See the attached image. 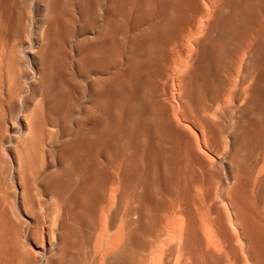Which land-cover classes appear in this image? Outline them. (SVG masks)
Masks as SVG:
<instances>
[{
    "label": "bare ground",
    "instance_id": "1",
    "mask_svg": "<svg viewBox=\"0 0 264 264\" xmlns=\"http://www.w3.org/2000/svg\"><path fill=\"white\" fill-rule=\"evenodd\" d=\"M26 1L0 0L3 14L8 6L19 17L0 22V100L7 112H18L17 129L14 123L7 126L0 139V264H37L30 250L36 243L24 229L30 183L42 188L41 196L59 203L57 215L40 207L37 228L48 236V247L40 250L43 264H63L67 247L81 237L90 242V233L80 225L92 223L85 219V202L90 196L102 200L110 180L116 179L111 196H134L135 212L98 243L107 249V264H128L120 255L131 226L146 233L148 223L159 219L156 214L152 219L150 208L163 204L164 196H190L196 166L210 171L217 162L227 168L230 180L225 233L237 227L246 260L264 264V247L240 207L244 192L238 176L245 140L255 131L252 122L262 115L264 99L261 103L258 93L264 89L259 81L264 61L258 65L257 59L264 56V34L250 46L248 59L238 62L222 114L231 120L222 125L225 148L212 129L188 113L202 106L211 115L219 113L214 110L216 91L232 70L227 42L237 40L240 18L246 20L245 29H252L261 1L236 0L225 12L211 7V0H201L207 16L175 68L173 106L163 103L154 89L157 40L178 27L180 15L199 8L200 0H35L40 18L33 21V46L27 55L24 43L10 46L13 33L23 31L27 38ZM249 69L256 71V81L248 91ZM46 126L54 134L47 136ZM42 151L45 160L37 171L34 161ZM173 221L171 241L178 246L191 242V229L177 218ZM197 235L204 239L199 231Z\"/></svg>",
    "mask_w": 264,
    "mask_h": 264
},
{
    "label": "rangeland",
    "instance_id": "2",
    "mask_svg": "<svg viewBox=\"0 0 264 264\" xmlns=\"http://www.w3.org/2000/svg\"><path fill=\"white\" fill-rule=\"evenodd\" d=\"M217 1L211 0V7L217 11L224 10L228 12V9L233 6V3L235 4L236 0ZM260 1L262 9L252 23V29H245L246 20L240 18L238 21L240 31L237 40L232 41L229 38L227 42L226 51L232 56L230 60L232 70L226 76L222 86L216 91L214 110L219 113L211 115V111L204 106L194 108V110L188 112L190 118H194L208 130L212 129L211 132L214 131L213 133L223 142L222 149L225 148L224 145L227 140L225 139V133L222 131V125H229L231 122L229 116H226V118L223 116L226 114L223 109L231 98L238 62L240 59H248L250 46L254 45L264 34V0ZM200 4L199 8H190L179 16L180 24L178 27L169 32L167 31L163 38L156 39L158 41L156 50L160 54V60L154 74V89L163 103L171 106H173L172 92L176 78L175 68L177 64L185 59L188 40L196 36L199 25L207 16L206 7L203 6L201 0ZM22 9L29 14L26 29L27 38H23V31L13 33L10 46L19 42L24 43L23 51L27 55L33 46V21L38 20L40 16L35 0H27ZM5 12L6 14H3L0 10V22H16L19 20V17L12 13L8 6L5 7ZM24 18L23 16L21 19L24 20ZM147 22V19L142 21L143 24ZM1 35L0 39L2 38ZM1 44L2 41L0 40ZM263 61L264 56L262 55L257 59V64L261 65ZM254 80L256 81V71L249 69L245 79V86L248 91L251 90ZM259 81L262 84L261 86H264L263 74L260 76ZM258 95V99L262 103L264 89L259 91ZM201 97L203 101L207 99L204 94ZM0 101L1 139L7 126L13 128L12 124L14 123V128L17 129L18 112L13 111V109L7 112L3 100ZM2 110L5 114L4 117H2ZM261 111L262 115L252 122L255 131L249 132L245 140L246 146L243 159L239 164L238 176L244 192V196H241L240 199V207L246 221L251 223L255 240L264 247V188L260 190V182L264 178V103L261 105ZM143 113L141 112V114ZM47 129H45L47 136L54 134L53 130H49L48 127ZM44 160L45 153L42 151L34 161L37 171L42 167ZM118 166L119 164H116L115 168ZM216 166L217 169L212 167L210 171H204L196 166V170L191 174L192 193L190 196L186 194H183V196H164L163 204L159 206L155 203L150 208V214L154 216L152 219H155V214L158 215L159 219L148 223V226L145 227L148 228L146 233H142L138 225H132L129 243L122 250L120 258H125L128 264H250L243 253L245 245L239 237L237 227H230V235L225 233L223 214L226 212L225 199L227 196H225V193L228 189L227 186L230 185V180L228 179L227 168L220 162H217ZM116 185V179L112 178L107 186L106 196H103L102 200L96 196H90L89 200L85 202L87 206L85 209L87 217L85 219L92 220V223L87 222L88 224L81 223L80 225L83 230L85 228V231L90 233V242L87 243L81 237L75 245L72 244V247H67L63 264H107L103 257L107 249L99 245L98 238L106 234V231L111 227L113 230L110 231V234L114 235L124 223L126 216L135 212L132 205L137 200L129 194L111 196V190ZM41 194L42 188L30 183L28 196H26L28 209L25 213L26 227L24 226V229L28 238L33 240L34 244L36 243V246L33 245L30 250L33 253L32 260L37 264H43L44 253L40 251L41 248L49 245L46 231L42 232L37 228L41 213L40 207L45 206V208L50 209L49 214L52 213L53 215H57L59 210V203L56 200H51L48 196H41ZM91 204H94V206ZM133 217L136 219L137 215L133 214ZM175 218L179 219L192 231L191 242L184 243L182 246H178L176 242L170 239L171 223L174 222ZM68 223L71 225V222ZM197 231L204 236V239L198 237ZM34 251L37 253L35 254Z\"/></svg>",
    "mask_w": 264,
    "mask_h": 264
}]
</instances>
